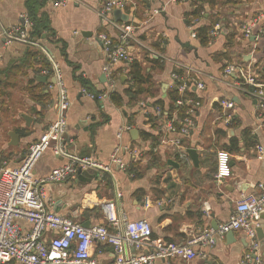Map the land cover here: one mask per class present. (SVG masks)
<instances>
[{"label":"crops","instance_id":"crops-1","mask_svg":"<svg viewBox=\"0 0 264 264\" xmlns=\"http://www.w3.org/2000/svg\"><path fill=\"white\" fill-rule=\"evenodd\" d=\"M132 1L134 6L121 14L114 10L109 21L99 14L103 0H67L58 6L47 0L38 16L46 13L48 29L0 47V170L20 166L29 146L58 121V70L71 101L63 143L71 155L94 158L105 168H96V176L78 168L65 180L48 184L49 207L85 227L105 224L116 231L108 218L109 204L115 202L119 218L124 212L131 220H147L154 239L185 244L199 228L226 222L238 200L264 191V157L259 158L256 150L257 145L264 146V110L257 109V99L247 89L234 85L238 77L223 75L227 64L237 62L264 85V35L245 38L241 30L254 18L264 22V0ZM27 3L0 0V34L25 24L31 25L28 33L32 30ZM114 23L135 27L126 46L129 62L111 64L103 50L102 33L119 43L120 29ZM133 65L141 74L142 92L129 102L127 91L134 80L128 73ZM185 66L205 88L193 87L202 105L196 128L183 138L182 158L181 148L165 143L174 136L165 129V118L157 116L155 108L143 113L139 102L170 107L176 88L172 74H185ZM105 67L112 71V80ZM116 91L123 101L112 99ZM102 94L107 98L98 100ZM221 98L236 104L232 127L218 119ZM148 114L157 120L150 121ZM221 151L231 156L229 176L218 177ZM113 155L127 164L126 169L111 161ZM68 163V157L49 149L33 176L45 178ZM260 223L264 263V214ZM22 224L30 229L27 222ZM229 233L211 247L196 246L202 254L193 260L157 259L153 264H244L247 235L239 230ZM93 248L99 260H113L111 245L97 241ZM144 251L127 247L130 256Z\"/></svg>","mask_w":264,"mask_h":264},{"label":"built area","instance_id":"built-area-1","mask_svg":"<svg viewBox=\"0 0 264 264\" xmlns=\"http://www.w3.org/2000/svg\"><path fill=\"white\" fill-rule=\"evenodd\" d=\"M54 6L63 4L67 0H50ZM188 1V0H173ZM132 0H103L99 14L111 21L110 14L114 10H124L129 5H135ZM259 17L246 22L241 30L245 38L264 35V22ZM28 22V20H27ZM113 23V22H111ZM119 27V43H114L107 34H100L103 50L111 64L129 62L132 57L127 50V44L134 37L135 27L132 24H115ZM31 25L5 29L0 34V47L14 40H27ZM217 27L213 34H216ZM196 35V32H193ZM1 59V55H0ZM186 67V66H185ZM105 72L112 80L113 73L109 67ZM186 73L179 71L172 74L179 97L175 100V110L170 117H164L163 111L156 108V114L164 117L165 129L173 134L165 143L181 148V157H186L183 148V138L189 135L197 126V111L202 105L201 98L196 96L193 87L197 90L205 88L204 82L195 77L191 67H186ZM225 78L238 77L234 85L247 89L257 99L256 107L264 110V85L257 81V77L250 68L231 62L224 68ZM59 87V119L49 126L41 139L29 146V151L23 163L18 167H5L0 170V264H7L12 260L21 264H153L157 259L180 258L193 260L202 254L196 246L211 247L218 239H224L232 231H243L249 240L244 254V264H264L260 253L258 229L261 227V216L264 214V191L260 195L250 194L238 200L234 211L226 222L216 228H199L185 244L176 242H162L152 237L153 228L147 220H131L122 212L119 218L116 214L115 202L109 204V221L118 227L111 231L105 224H94L90 227L73 221L71 218L55 212L49 207L47 185L63 181L75 174L78 168L94 167L105 168L96 159L71 155L66 149L63 139L67 126L66 111L71 106L68 90L61 74L56 71ZM90 97L95 95L84 90ZM106 94L97 96L98 100H105ZM140 108L146 106L144 101L139 102ZM219 105L221 113L218 119L226 126L232 127L236 123V104L233 100L221 98ZM52 149L58 156L68 157L70 163L55 168L45 178H34L33 170L43 154ZM257 156L264 157V146H256ZM231 156L228 152L218 154V177L229 176ZM111 161L126 169L124 163L116 155ZM109 169V167H106ZM118 196H121L118 193ZM25 221L30 229L22 224ZM264 225V224H262ZM103 242L113 247L114 258L110 262H103L94 256V242ZM127 247L134 250H146L137 256L127 254Z\"/></svg>","mask_w":264,"mask_h":264},{"label":"trees","instance_id":"trees-1","mask_svg":"<svg viewBox=\"0 0 264 264\" xmlns=\"http://www.w3.org/2000/svg\"><path fill=\"white\" fill-rule=\"evenodd\" d=\"M198 1L200 3H202L203 1H206V0H197V2ZM46 2H47V0H28V3H27V5H28V16H30L31 20L34 23L32 30H30V32L28 33L29 36L30 35L31 36L40 35V34H42L43 31H46L48 29L49 23L47 21L46 13L42 12V15L38 16L40 14L41 10L43 9ZM199 12H201V8L196 11V14H198ZM29 36H28L27 40L30 39ZM206 40H208V36H207ZM128 75L130 76V78L133 77L132 80H134V84L127 91V94L129 96V102H134L135 100H137L139 98V95L142 92V89L139 87L142 79L140 78L141 74L139 73V71L137 69V65H133L132 71H130L128 73ZM137 86H138V88H137ZM172 93H173V98H172L173 102H172L170 107L166 108L165 105L160 104V103H154V104L146 103V106L143 109V113H145V112L150 113V110H149L150 108H155L154 109L155 112H156V108H160L163 111L164 117H170L172 112L176 108L174 102L179 97L178 90L176 88L173 89ZM111 97L116 102L123 101L122 95L117 91L114 92L111 95ZM147 117L152 122H155L157 120L156 116H153L152 114H148Z\"/></svg>","mask_w":264,"mask_h":264},{"label":"water","instance_id":"water-1","mask_svg":"<svg viewBox=\"0 0 264 264\" xmlns=\"http://www.w3.org/2000/svg\"><path fill=\"white\" fill-rule=\"evenodd\" d=\"M116 14H121L122 13V10H117L116 12H115ZM46 51V53H49L50 54V50H48L47 48L45 49ZM51 55V54H50ZM138 132V131H137ZM190 153L193 155V156H196V155H198V152L196 151V150H191L190 151ZM89 171V172H92L93 173V175L94 176H96V168H92V167H85L84 169L82 168V169H80V171L82 172V171ZM233 232V231H232ZM232 232H230L229 234H231ZM258 232H262V229L261 228H259L258 229Z\"/></svg>","mask_w":264,"mask_h":264}]
</instances>
